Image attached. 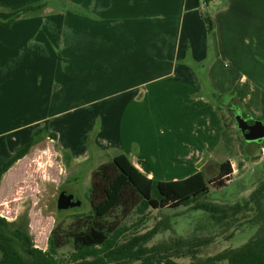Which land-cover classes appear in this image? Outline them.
Masks as SVG:
<instances>
[{"label": "crops", "instance_id": "crops-1", "mask_svg": "<svg viewBox=\"0 0 264 264\" xmlns=\"http://www.w3.org/2000/svg\"><path fill=\"white\" fill-rule=\"evenodd\" d=\"M35 1L0 0V8L12 12L6 8ZM68 1L73 11L41 1L43 9L1 31V70L25 71L22 81L37 72L35 87L53 86L60 106L81 104L55 114L54 127L45 121L0 133V149L11 151L5 163L47 127L76 163L124 154L145 177L160 181L204 171L223 131L221 110L210 96L231 97L245 81L264 92V0ZM168 146L198 169L163 170L161 179L156 166L163 160L152 151H171Z\"/></svg>", "mask_w": 264, "mask_h": 264}, {"label": "rangeland", "instance_id": "rangeland-1", "mask_svg": "<svg viewBox=\"0 0 264 264\" xmlns=\"http://www.w3.org/2000/svg\"><path fill=\"white\" fill-rule=\"evenodd\" d=\"M36 1L28 2L30 4H25L26 6L6 9L17 11L44 2L49 3L48 8L56 11L62 9L73 11L75 9L68 3V0ZM5 11L4 7L0 8V12ZM9 28L10 26L0 24V36L1 31L4 34L3 31ZM197 72L201 75L204 74L201 69ZM25 75L23 70L14 72L0 69V133L24 128L32 123L43 125L45 121L54 127L57 125V121L53 122V116L56 117L55 114L65 108L81 105L80 103H71L60 106L53 98L55 91L53 86L48 85L46 87L43 82L41 88L35 87L39 79L37 72H33L30 78L22 81L20 78ZM210 97L211 100L217 101V105L223 104L224 107L220 113L229 126L227 141L222 139L219 148L212 154L210 161L204 163L207 166L204 168L205 176L207 180L216 176L218 166H213L211 161L214 160L220 162L228 160L232 164L233 174L230 176V181L223 187L209 185V193L201 198L199 203L225 208L247 199L253 190L264 182V151H260L259 144L247 145L244 141L235 118L228 111L227 104L231 97L228 95L223 96V98L217 95ZM231 108L235 115H238L237 106L232 105ZM248 117L264 121V108L258 104L253 105ZM248 117L244 116L243 118ZM94 122V130L97 131L101 120L96 119ZM191 125H194L193 121H191ZM156 127L159 131L164 127L161 116ZM90 139L91 136L87 142ZM86 146L89 148L93 145L90 141ZM168 149L171 151L164 150L161 151V154L156 149L152 151L156 158L161 155L163 160H158L156 166L161 179L164 178L163 170L175 175L179 168L198 169L192 162L185 161L184 158L180 157L175 146L173 148L168 146ZM9 153L11 151L7 148L0 149V167L5 163V158ZM112 155L113 153L92 155L86 162L76 163L70 154L62 150L57 141L53 140L49 134L45 132L40 134L28 155L16 162L1 179L0 217L8 222H16L23 229H26L33 247L42 251L48 250V240L54 232L55 237H60L65 242V245L59 249L57 256L62 259L67 258L73 251L72 240L69 237L70 232L86 226V222L91 219L92 208L88 196L92 185V173L101 165L111 163ZM203 159L206 160V157ZM107 174L108 176L113 175L112 168L107 170ZM62 193L81 201V206L59 211L57 204ZM139 200L134 191L127 189L122 205L114 210L106 221L115 224L117 227L125 225L129 228V231L120 240L121 245L131 246L132 243H136L134 240L145 237L136 243L133 250L141 248L140 251H147L156 247L161 248L180 239L189 240L191 244L195 243L196 246L193 245L191 250L193 257L182 255L180 258H173L172 260L176 264L203 261L223 250L240 247L255 231V229L249 228L247 224L240 225V223H245L247 218L242 217L234 227L226 229V227H219L217 222H214L216 219L213 220L209 213L193 210L192 207L150 209L143 215L137 214L135 210ZM77 215H80L82 219L77 218ZM137 224L142 225L136 227ZM238 224L240 225L239 228L237 227ZM157 226H159L157 234L149 236Z\"/></svg>", "mask_w": 264, "mask_h": 264}, {"label": "trees", "instance_id": "trees-1", "mask_svg": "<svg viewBox=\"0 0 264 264\" xmlns=\"http://www.w3.org/2000/svg\"><path fill=\"white\" fill-rule=\"evenodd\" d=\"M41 8L42 5H36L12 12H0V24L11 26L19 18ZM205 22L212 31L210 20L205 18ZM231 97L234 103L229 102L226 106L234 118L237 115L232 110V105L237 106L238 115L242 117H248L253 105L258 104L264 108V92L250 81L236 85ZM222 107L223 104L218 105L220 110ZM257 120L264 123L261 119ZM222 121L221 140L227 141L229 125L223 118ZM44 132L56 140L55 134L49 133L47 127L35 131L0 168V182L16 162L28 155L36 138ZM246 144L251 145L248 142ZM258 147L260 151H264V139ZM109 168L113 170L112 176L107 174ZM232 174V164L226 160L219 164L216 176L210 180H207L205 172L200 170L183 180L158 181L145 177L126 155H117L112 158L111 163L101 165L92 173L88 196L92 208L91 219L86 222V226L70 232L73 251L67 258H58V251L65 242L60 237H55L54 232L48 240V250L42 251L33 247L26 229L16 222H8L0 217V264H176L173 258H180L182 255L192 258L191 250L196 244H191L189 240L180 239L147 251H140L141 248L133 250L136 243L145 237L134 240L136 243L131 246L121 245L120 240L129 228L125 225L117 227L106 219L122 205L127 189L134 191L140 199L135 210L137 214L143 215L150 209L192 207L193 210L209 213L213 220L216 219L214 222H217L219 227L230 229L244 217L247 219L240 225L247 224L249 228L255 229L254 234L240 247L223 250L206 260L191 261L190 264H264V182L260 183L247 199L233 206L224 208L199 203V200L209 193V185L223 187L230 181ZM80 217L77 215V218L82 219ZM138 225L142 224H137L136 227ZM158 227H155L149 236L157 234Z\"/></svg>", "mask_w": 264, "mask_h": 264}, {"label": "water", "instance_id": "water-1", "mask_svg": "<svg viewBox=\"0 0 264 264\" xmlns=\"http://www.w3.org/2000/svg\"><path fill=\"white\" fill-rule=\"evenodd\" d=\"M236 124L241 136L248 143L261 144L264 139V123L251 117L243 118L240 115L235 116ZM81 201L75 200L72 196L62 193L59 196L57 208L59 211L79 208Z\"/></svg>", "mask_w": 264, "mask_h": 264}, {"label": "built area", "instance_id": "built-area-1", "mask_svg": "<svg viewBox=\"0 0 264 264\" xmlns=\"http://www.w3.org/2000/svg\"><path fill=\"white\" fill-rule=\"evenodd\" d=\"M203 5L205 6L206 5V2H203Z\"/></svg>", "mask_w": 264, "mask_h": 264}]
</instances>
